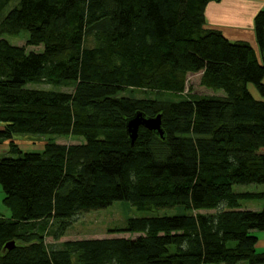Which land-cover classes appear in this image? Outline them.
Instances as JSON below:
<instances>
[{"label": "trees", "instance_id": "trees-1", "mask_svg": "<svg viewBox=\"0 0 264 264\" xmlns=\"http://www.w3.org/2000/svg\"><path fill=\"white\" fill-rule=\"evenodd\" d=\"M220 1L20 0L2 18L0 144L9 141L18 156L0 158L11 211L0 215V264H264L253 234L264 233V206L241 204L264 192L233 190L264 185V61L247 42L206 28L207 6ZM11 2L0 0V16ZM254 24L264 51V11ZM22 31L25 46L5 38ZM198 74L201 87L223 94H185L188 76ZM136 91L168 100L128 96ZM138 113L160 115L165 138L141 127L132 145L127 122ZM26 135L49 141L25 152L14 137ZM119 201L185 212L130 219L114 231L139 235L133 239L46 243L65 237L75 218Z\"/></svg>", "mask_w": 264, "mask_h": 264}, {"label": "rangeland", "instance_id": "rangeland-1", "mask_svg": "<svg viewBox=\"0 0 264 264\" xmlns=\"http://www.w3.org/2000/svg\"><path fill=\"white\" fill-rule=\"evenodd\" d=\"M225 1V0H224ZM20 0H12L9 6L5 9L3 14L0 16V21L6 14L18 6ZM223 3V0L222 2ZM220 3V4H221ZM225 3V2H224ZM221 6V5H220ZM220 6H215L217 9L211 11L213 14L212 21L213 26H220L224 24L225 26H229L232 23V16L226 12V9H222ZM225 7V4L223 5ZM215 30V29H213ZM5 38L15 46H25L27 40L29 39V33L27 31H22L18 36H5ZM86 46L94 47L95 40L94 38H89L86 41ZM27 50L30 52H41L43 51V47H27ZM201 74L198 75H189L186 83L185 94L193 93L195 95H204V96H221L223 92L214 93L212 91H208L200 86ZM248 86H253L249 84ZM28 87L32 89L46 90V91H65V92H73L72 88L67 87H59V86H49V85H35L30 84ZM260 93V92H259ZM128 96H132L135 98H151V99H162L168 100L164 96H155L153 94H147L143 91H136L134 93H128ZM54 141L59 145H80L83 143L82 140L72 138V137H51ZM49 141L48 137L43 136H16L14 137L15 144L23 151H42ZM11 147L9 145V141L5 140L0 144V158L12 157L16 158L18 155L10 153ZM1 187V185H0ZM2 189V187H1ZM236 193H262L264 192V185H236L233 188ZM3 194L0 192V215L4 217H10L11 211L10 209L3 203ZM243 206L242 210H252L259 211L264 206V200H252V201H241ZM185 211L183 207H178L174 210H146L141 211L137 208L133 207L131 203L126 201H119L114 203L111 207L101 210L94 211L87 214H84L80 217L75 218L71 222V227L68 229L67 235L60 240L56 241L53 237H48L46 239V243L52 248H58L62 242L71 241V240H83V239H110V238H137L139 235H133L129 233H118L114 232L119 229L125 228L130 219H142V218H152V217H163V216H174L183 214ZM198 213V212H197ZM199 213L202 214H214L215 211H201ZM255 233H259L260 231H255L253 234L258 236ZM264 235V234H263ZM264 248V247H263ZM262 250V247L259 248Z\"/></svg>", "mask_w": 264, "mask_h": 264}, {"label": "crops", "instance_id": "crops-1", "mask_svg": "<svg viewBox=\"0 0 264 264\" xmlns=\"http://www.w3.org/2000/svg\"><path fill=\"white\" fill-rule=\"evenodd\" d=\"M221 2L222 0L220 2H213L207 6L205 10L206 28L221 31L226 38L233 42H247L254 48L260 61H264V51H261L257 43L254 24L256 15L259 12L264 11V0H223V3ZM217 4L218 6L221 5L220 7L222 9L219 10L226 9V12L232 16L233 20L229 26H225L224 24L220 26L212 25L213 20L210 21V18L212 19L213 14L211 11L217 9V7H215ZM224 4L225 7H223ZM248 90L256 100L263 99L256 87L248 86ZM0 192L3 194V196H5L1 187ZM263 234L264 233H261L260 236L259 245L261 247H264Z\"/></svg>", "mask_w": 264, "mask_h": 264}, {"label": "water", "instance_id": "water-1", "mask_svg": "<svg viewBox=\"0 0 264 264\" xmlns=\"http://www.w3.org/2000/svg\"><path fill=\"white\" fill-rule=\"evenodd\" d=\"M141 127L156 133L162 139L165 138V132L162 127V117L159 115L154 118H147L143 113H138L127 122V133L130 137L132 145L138 137V132ZM15 246L14 242L8 243L6 249L12 250Z\"/></svg>", "mask_w": 264, "mask_h": 264}]
</instances>
